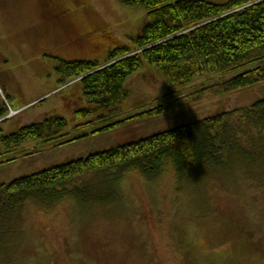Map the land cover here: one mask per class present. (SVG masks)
I'll list each match as a JSON object with an SVG mask.
<instances>
[{
  "label": "rangeland",
  "instance_id": "1",
  "mask_svg": "<svg viewBox=\"0 0 264 264\" xmlns=\"http://www.w3.org/2000/svg\"><path fill=\"white\" fill-rule=\"evenodd\" d=\"M122 1L59 0L61 11L68 12L62 21L66 34L49 22L42 0H0V106L9 111L4 135L51 117L71 120L73 110L59 107L63 98L76 97L79 87L53 97L56 86L59 91L74 84L61 87L56 66L59 61L105 62L118 46L131 48L145 13L125 8ZM126 89L132 93L125 104L128 119L160 106L166 113L43 152L30 144L25 148L30 155L0 165V186L264 100L262 83L183 100L186 105L174 110L181 95L166 98L163 80L146 71L130 78ZM54 106L55 112L47 110ZM224 188L180 185L171 169L154 184L137 173L128 175L118 204L102 216L82 214L73 201L50 212L29 206L23 234L17 245L1 250V264H264V197L241 177L227 179Z\"/></svg>",
  "mask_w": 264,
  "mask_h": 264
},
{
  "label": "trees",
  "instance_id": "2",
  "mask_svg": "<svg viewBox=\"0 0 264 264\" xmlns=\"http://www.w3.org/2000/svg\"><path fill=\"white\" fill-rule=\"evenodd\" d=\"M122 5L145 13L132 47L118 46L105 62L59 61L60 86L74 83L67 91L79 87L76 97L64 98L67 109L83 107L74 109L71 120L47 118L8 136L1 129L6 121L0 123V165L30 155L25 150L30 144L37 153L60 148L166 113L160 106L127 118L125 104L132 93L126 84L139 72L160 77L166 98L181 95L174 110L183 100L196 102L264 83V0L221 5L123 0ZM8 112L0 106V122ZM171 169L180 185L222 190L227 179L241 177L264 197V100L0 186V253L18 244L29 206L50 212L73 201L82 214L102 216L118 204L128 175L137 173L154 184Z\"/></svg>",
  "mask_w": 264,
  "mask_h": 264
},
{
  "label": "flooded vegetation",
  "instance_id": "3",
  "mask_svg": "<svg viewBox=\"0 0 264 264\" xmlns=\"http://www.w3.org/2000/svg\"><path fill=\"white\" fill-rule=\"evenodd\" d=\"M42 5L43 8H45L49 14V22H52V25H55L57 27V30L62 31L63 33H66L64 27H63V18L64 15L68 12H62L61 8L58 6L59 5V0H42ZM66 19V17L64 18ZM54 32V37L60 40L61 38V33L59 32ZM67 34V33H66ZM78 41V40H77ZM73 44H76L77 42L73 41Z\"/></svg>",
  "mask_w": 264,
  "mask_h": 264
},
{
  "label": "crops",
  "instance_id": "4",
  "mask_svg": "<svg viewBox=\"0 0 264 264\" xmlns=\"http://www.w3.org/2000/svg\"><path fill=\"white\" fill-rule=\"evenodd\" d=\"M48 31H49V29H48ZM33 40H34V39H33ZM69 87H70V86H69ZM65 90H67V89H65ZM55 91H57V92L53 95V97L58 96V94H62L64 90H63L62 92H58V89H57V86H56V90H55ZM50 95H51V94H48L47 96L42 97L41 99H44V100L39 101L38 103H43V102H45L46 99L50 97ZM63 100H64V98H63ZM36 104H37V103H36ZM60 104H61V106L59 107V109H64L65 106H66V105H65V102L61 101ZM51 109H53L54 112H55L56 107H55V106H54L53 108L49 107L47 110H51ZM74 109H75V108H72L73 112H74ZM1 129H2V126H1Z\"/></svg>",
  "mask_w": 264,
  "mask_h": 264
},
{
  "label": "built area",
  "instance_id": "5",
  "mask_svg": "<svg viewBox=\"0 0 264 264\" xmlns=\"http://www.w3.org/2000/svg\"><path fill=\"white\" fill-rule=\"evenodd\" d=\"M12 114H13V115H17L18 113L12 111Z\"/></svg>",
  "mask_w": 264,
  "mask_h": 264
},
{
  "label": "bare ground",
  "instance_id": "6",
  "mask_svg": "<svg viewBox=\"0 0 264 264\" xmlns=\"http://www.w3.org/2000/svg\"><path fill=\"white\" fill-rule=\"evenodd\" d=\"M2 121H4V120H2ZM2 121H1V122H2Z\"/></svg>",
  "mask_w": 264,
  "mask_h": 264
}]
</instances>
